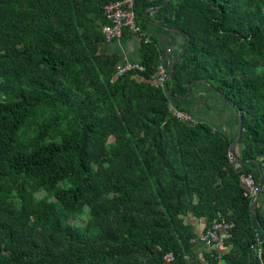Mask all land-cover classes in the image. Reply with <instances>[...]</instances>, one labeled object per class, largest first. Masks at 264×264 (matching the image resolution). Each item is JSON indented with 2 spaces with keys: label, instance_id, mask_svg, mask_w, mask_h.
I'll use <instances>...</instances> for the list:
<instances>
[{
  "label": "trees",
  "instance_id": "16d2710c",
  "mask_svg": "<svg viewBox=\"0 0 264 264\" xmlns=\"http://www.w3.org/2000/svg\"><path fill=\"white\" fill-rule=\"evenodd\" d=\"M108 1L0 0V264H259L264 210L240 175L264 169V0H134L143 70L118 77ZM149 18L190 36L172 94L206 79L240 110L232 161L234 137L173 117L170 101L191 112L152 83ZM218 213L230 236L189 259L188 217L205 230Z\"/></svg>",
  "mask_w": 264,
  "mask_h": 264
},
{
  "label": "crops",
  "instance_id": "0c3cea01",
  "mask_svg": "<svg viewBox=\"0 0 264 264\" xmlns=\"http://www.w3.org/2000/svg\"><path fill=\"white\" fill-rule=\"evenodd\" d=\"M153 16V14H151ZM151 16V17H152ZM148 32L150 35L157 37L159 45L161 47V61L160 64L165 69H171L173 62L175 61L182 45L184 38L182 35L173 31L167 30L161 26H157L153 23H149ZM140 38L137 35L130 34L128 36H122L119 39L108 41L106 45L107 52L118 55L117 63L124 62H139L140 59ZM211 90V89H208ZM191 101L195 108L201 107L205 110L206 118L202 119V122H206L212 125L214 129H220L230 137H235L238 132V115L235 108L229 103L225 102L221 97L219 98L223 102L224 107L217 108V100L213 103L203 99V95L199 92H191ZM187 108V107H186ZM189 109V108H187ZM190 110V109H189ZM191 111V110H190ZM209 119V120H207ZM234 151L236 154H240V144H235ZM261 184L264 183V169L260 172ZM257 206L264 210V185L257 197ZM188 222L192 224L195 232V238L192 239L193 247L190 252L187 253L189 259H197L203 257V255L211 250L210 247L205 246L200 241V234L204 229L205 221L202 218L188 217ZM227 238L223 235V241Z\"/></svg>",
  "mask_w": 264,
  "mask_h": 264
},
{
  "label": "built area",
  "instance_id": "2783aa9c",
  "mask_svg": "<svg viewBox=\"0 0 264 264\" xmlns=\"http://www.w3.org/2000/svg\"><path fill=\"white\" fill-rule=\"evenodd\" d=\"M134 0H110L104 5V15L106 23L101 26L105 40L112 41L119 39L123 36V30H128L130 34L137 35L140 39L143 38L144 32H142L140 26L135 21L133 11ZM143 66L139 62H124L117 63L114 71V76L118 77L129 71H142ZM170 69H165L161 64L158 67L155 79L152 81L157 86L162 87L163 91L167 94L168 81L170 80ZM170 88V87H169ZM169 111L171 115L179 120H183L188 123H195L191 113L180 109L173 102H169ZM230 161L233 160L234 155L229 152ZM240 181L244 188V195L250 199H254L259 191V187L251 173H243L240 175ZM218 219L207 227L200 236V241L207 247L213 250H219L222 245L223 235L225 238L230 236V230L233 227V222H228L218 213ZM262 250L258 246L256 249V257L259 260V264H264L261 258ZM166 262H170L174 259V255L171 252L166 253L163 256Z\"/></svg>",
  "mask_w": 264,
  "mask_h": 264
},
{
  "label": "water",
  "instance_id": "95a60500",
  "mask_svg": "<svg viewBox=\"0 0 264 264\" xmlns=\"http://www.w3.org/2000/svg\"><path fill=\"white\" fill-rule=\"evenodd\" d=\"M168 2H169V0H164L163 3H162L161 5H164V4L168 3ZM148 11H149V10H146V11H145V15H147ZM149 21H150L151 23L157 25V26H161V25H160L157 21H155V20H152V19L149 18ZM163 28H165V29H167V30H170V31H173V32H176V33H178V34H182V35H184V36L186 37L185 47H184V48L180 51V53L177 55V57H176V59H175L173 65H172V67H171V69H170V73H169V74H170V76H171V74H172L173 70L175 69L177 63L180 61L181 56H182V54H183L185 48H186V47L189 45V43H190V36L187 35L184 31H182V30H180V29H178V28H169V27H163ZM202 83H203L204 86H208L211 90L218 91V89H217L214 85H212L211 83H209L206 79H203V80H202ZM191 90H192V87H191V85H190V83H189V84H188V89H187V92L185 93V95H183L182 97H179V96H175V95H173L172 92H171V90H170V88L167 87V95H168L169 97H171V98L176 99V100H185V99H187L188 96L190 95ZM236 111H237V115H238V132H237L236 136L234 137V139H233V141H232V143H231V146H230V151H231V153H232L233 155H235L234 147H235V144L237 143V141H238V139H239V135H240V132H241V130H242V117H241V113H240V110H238V109H237ZM235 158H236V159H239L238 156L235 157ZM260 186H261V185H260ZM256 206H257V197L252 201V212L254 213V215H255Z\"/></svg>",
  "mask_w": 264,
  "mask_h": 264
},
{
  "label": "rangeland",
  "instance_id": "374dc122",
  "mask_svg": "<svg viewBox=\"0 0 264 264\" xmlns=\"http://www.w3.org/2000/svg\"><path fill=\"white\" fill-rule=\"evenodd\" d=\"M196 92H199V93H201L202 95H203V99L205 100H208V101H211V102H213V103H215L216 102V99L218 98V100H217V108H218V110L217 111H219L220 110V108H223L224 107V104H223V102H221V100L219 99L220 97L222 98V99H224V101L225 102H227V103H229L220 93H218L217 91H214V90H208V89H205V88H203V87H197V89L195 90ZM191 96L189 95L188 96V98L187 99H185V100H182L181 101V103H182V105L184 106V107H187V108H189L191 111V114H192V117H193V119L195 120V121H202V119H204V118H206V114H205V110H203V108H201V107H198V108H195L194 106H193V103H192V101H191V98H190ZM230 104V103H229ZM231 105V104H230ZM232 106V105H231ZM233 108H235L234 106H232ZM207 120H209V119H207ZM249 173V172H248ZM252 174V173H251ZM253 175V174H252ZM258 185V187H259V191H258V194H257V196L256 197H258L259 196V193H260V189H262V187H263V185H264V183H262V184H257ZM261 185V186H260ZM255 197V198H256ZM254 198V199H255ZM253 199V200H254ZM252 199H251V204H252V201H253ZM251 207H252V205H251ZM257 207V206H256ZM76 219H77V221L80 219V218H78L77 216L75 217ZM204 231V230H203ZM202 231V232H203ZM202 232H201V234H202ZM259 233L261 232L260 230L258 231ZM201 234H200V236H201ZM200 236H199V238H200ZM192 241V240H191ZM259 244H260V242H259V240L257 241V247L259 246ZM257 247H256V249H257ZM260 247V246H259Z\"/></svg>",
  "mask_w": 264,
  "mask_h": 264
}]
</instances>
